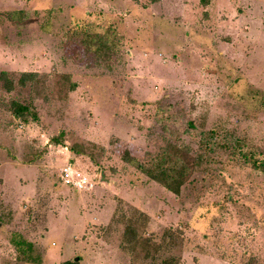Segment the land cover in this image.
<instances>
[{"label":"rangeland","instance_id":"rangeland-1","mask_svg":"<svg viewBox=\"0 0 264 264\" xmlns=\"http://www.w3.org/2000/svg\"><path fill=\"white\" fill-rule=\"evenodd\" d=\"M177 133L179 194L122 159ZM228 141L264 161V0H0V264H264V174ZM66 163L92 192L59 182Z\"/></svg>","mask_w":264,"mask_h":264},{"label":"trees","instance_id":"trees-1","mask_svg":"<svg viewBox=\"0 0 264 264\" xmlns=\"http://www.w3.org/2000/svg\"><path fill=\"white\" fill-rule=\"evenodd\" d=\"M89 25L86 23L82 25H76L73 29H71L72 34H100L96 32H89ZM106 34H110L109 30L105 32ZM104 34V33H102ZM113 34V33H112ZM102 36H96L94 38L101 40ZM105 42V40H103ZM29 73H22L21 77L29 76ZM5 76V73L2 74V78ZM12 114L17 118H22L25 120L28 119L31 115L34 116L33 110L27 104H19L13 103L11 106ZM190 127L193 128V124L189 123ZM194 129V128H193ZM167 134H170L169 132ZM176 140H170V138H164L165 145L158 149L155 153H149L147 160L143 163L137 161L136 159L130 157L127 151L122 154V159L126 161L128 164L137 168L140 172H142L145 176H147L150 180L155 181L156 183L161 184L170 192L175 194L180 193L181 187L186 183L191 175L192 165L195 162L194 157L191 154L187 144L182 140V137L179 133L175 134ZM193 137H196V134H192ZM221 139L215 137L213 134L201 131L199 133V142L204 148V153L208 151L214 152L219 150L220 148L225 149V143H221ZM227 148L230 151V155L240 154L243 157L244 161H247L251 164L252 168L255 171L261 172L264 174V161H260L258 158L253 156V151L242 152V147H237L234 144L231 146L230 142H226ZM70 152L74 153L72 150ZM204 177V176H203ZM141 215V212H138ZM142 216V215H141ZM142 218L147 219L145 216ZM132 226H128V230H131ZM127 231V230H126ZM134 231L128 232V239H132ZM144 246H148L147 239L140 240ZM12 244L16 250V252L25 259L32 261L33 256V245L28 241H25L21 238L15 237L12 239ZM77 261L73 262H65L63 264H76ZM175 259H166L163 264H176Z\"/></svg>","mask_w":264,"mask_h":264},{"label":"built area","instance_id":"built-area-1","mask_svg":"<svg viewBox=\"0 0 264 264\" xmlns=\"http://www.w3.org/2000/svg\"><path fill=\"white\" fill-rule=\"evenodd\" d=\"M68 150L67 147H64ZM57 178L59 182L76 192H92L96 186V181L82 173L71 163H66L58 169Z\"/></svg>","mask_w":264,"mask_h":264},{"label":"water","instance_id":"water-1","mask_svg":"<svg viewBox=\"0 0 264 264\" xmlns=\"http://www.w3.org/2000/svg\"><path fill=\"white\" fill-rule=\"evenodd\" d=\"M77 261V259H75Z\"/></svg>","mask_w":264,"mask_h":264}]
</instances>
